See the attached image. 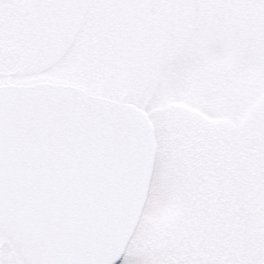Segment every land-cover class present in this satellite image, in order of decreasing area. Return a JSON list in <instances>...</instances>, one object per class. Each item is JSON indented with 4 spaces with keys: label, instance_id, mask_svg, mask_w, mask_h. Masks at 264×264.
Listing matches in <instances>:
<instances>
[{
    "label": "snow or ice",
    "instance_id": "snow-or-ice-1",
    "mask_svg": "<svg viewBox=\"0 0 264 264\" xmlns=\"http://www.w3.org/2000/svg\"><path fill=\"white\" fill-rule=\"evenodd\" d=\"M0 264H264V0H0Z\"/></svg>",
    "mask_w": 264,
    "mask_h": 264
}]
</instances>
